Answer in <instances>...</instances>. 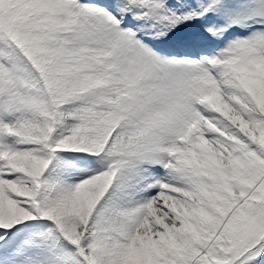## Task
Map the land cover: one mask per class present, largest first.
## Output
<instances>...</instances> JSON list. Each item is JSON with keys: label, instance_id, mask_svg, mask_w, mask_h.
Returning <instances> with one entry per match:
<instances>
[{"label": "snow or ice", "instance_id": "snow-or-ice-1", "mask_svg": "<svg viewBox=\"0 0 264 264\" xmlns=\"http://www.w3.org/2000/svg\"><path fill=\"white\" fill-rule=\"evenodd\" d=\"M0 264H264V0H0Z\"/></svg>", "mask_w": 264, "mask_h": 264}]
</instances>
